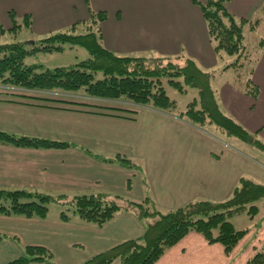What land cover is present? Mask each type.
<instances>
[{
	"label": "crops",
	"instance_id": "1",
	"mask_svg": "<svg viewBox=\"0 0 264 264\" xmlns=\"http://www.w3.org/2000/svg\"><path fill=\"white\" fill-rule=\"evenodd\" d=\"M225 1L238 21L259 22L250 31L258 32L264 25V0ZM89 5L86 0H0V19L10 28L11 13L16 21L28 15L33 30L42 28L46 36L88 20L90 8L106 12L108 18L101 23L106 49L122 57L154 55L193 60L203 72L214 75L211 87L221 112L264 145V48L251 76L259 89L255 98L245 91L238 70H224L235 57H227L229 62L220 65L224 58L215 52L201 8L192 0H89ZM74 10L76 15L82 13L81 20L73 22ZM231 72V78L224 80ZM212 81L219 82L213 85ZM184 111L176 108L171 114L148 107L131 115L0 97L1 132L70 144L62 149L0 144V191L59 192L69 197L117 195L138 203L150 198L158 209L169 212L196 201L224 202L233 195L241 178L264 184V162L208 139L203 128L179 117ZM239 141L242 143L238 145L259 151ZM123 157L136 167L123 165ZM131 213L134 217L119 213L97 237L111 242L142 236L146 227ZM0 224V234L15 235L11 238L18 237L20 244L23 242L14 234L19 229L15 224L24 227L22 236L33 234L28 238L29 245L46 243L42 241L47 239L48 225L42 220L0 215ZM87 225L84 230H96L95 225ZM260 232L252 242V254L263 246L264 225ZM247 236V240L252 238ZM243 256L247 255L234 251L231 256L221 244H209L202 234L191 232L156 264H242ZM2 261L0 264L10 260Z\"/></svg>",
	"mask_w": 264,
	"mask_h": 264
},
{
	"label": "trees",
	"instance_id": "2",
	"mask_svg": "<svg viewBox=\"0 0 264 264\" xmlns=\"http://www.w3.org/2000/svg\"><path fill=\"white\" fill-rule=\"evenodd\" d=\"M86 2L89 5V0ZM192 2L201 8L215 52L221 58L235 57L224 70H238L239 78H245V91L256 98L259 89L251 81V76L259 54L252 60L245 45V26L249 23L248 29L255 30L259 22L238 21L227 10L225 0ZM11 17L14 22L13 30L23 27L17 24L14 13H11ZM107 18L106 12L93 11L90 8L88 20L75 23L67 32L35 43L32 49L26 48L23 43L0 45V81L41 94H70L83 91L92 100L123 102L133 108L102 107L84 102L49 101L50 99L44 98L33 100L134 115L139 109L148 107L166 113H176V102L167 95L164 88L163 80L168 79V83L182 93L188 88H195L200 95L199 100L190 103L186 110L179 114L180 118L187 119L201 129L213 124L228 137L264 149L262 143L221 112L211 87L213 74L203 72L191 59L153 58L151 61V57H122L114 54L104 47L102 41L101 23ZM23 22L28 28L32 27L30 16H25ZM0 32H5L1 24ZM65 45L71 49L84 48L90 58L74 66L53 69L44 68L42 64L26 62L28 56L39 52H60L64 50ZM255 48L259 52L264 48V38ZM156 60H166L168 64L156 63ZM0 144L36 149H62L70 146L65 142L20 137L1 131ZM120 162L129 168L136 167L131 160L124 157ZM262 199L264 184L249 178H241L233 195L224 202L196 201L169 212L158 209L150 198L138 203L117 195L53 197L37 191L10 190L0 191V215L44 219L48 215L49 206L56 203L63 206L62 220L70 221V213L73 212L84 224L104 227L119 213L133 212L145 223V233L97 254L82 264H156L169 249L191 232L202 234L209 244H221L226 253L232 252L247 234V230H237L231 219L241 214L255 217L260 209L257 202ZM4 238L5 236L0 234V240ZM53 256L45 247L27 246L24 256L5 264H53ZM248 264H264V252H259Z\"/></svg>",
	"mask_w": 264,
	"mask_h": 264
},
{
	"label": "rangeland",
	"instance_id": "3",
	"mask_svg": "<svg viewBox=\"0 0 264 264\" xmlns=\"http://www.w3.org/2000/svg\"><path fill=\"white\" fill-rule=\"evenodd\" d=\"M92 6L94 5L93 2ZM79 7V5H77ZM75 11V10H74ZM74 18L73 22H76V20H81L83 18L82 13L72 17ZM24 17L17 19V24L22 25V28H16L15 30H11L10 28L14 27V22L11 24L10 28L7 26H4V22L0 19V23L5 28V32H0V45H6V44H13V43H23L26 48L32 49L34 47L35 43H39L40 41L59 33L67 32L69 27H65L64 29L55 30L54 33L44 35V31L42 28L34 29L28 28L24 25L23 22ZM67 21V19H64V23ZM69 21V19H68ZM264 26V25H263ZM262 26V27H263ZM260 27L258 32L250 31L249 23H246L245 26V45L247 46V50L250 52L252 60H255V58L258 57L259 51L256 50V46H258V43L263 40L264 38V29ZM262 28V29H261ZM10 29V30H9ZM81 30V29H80ZM79 32H77L78 34ZM82 34V33H80ZM84 34V33H83ZM145 57H151V61L153 58L159 59L160 57L154 56V55H146ZM90 58L89 53L82 47H75L71 49L69 46L65 45L63 51H53V52H39L34 55L28 56L26 58V62L28 64H42L44 68H62V67H70L74 66L82 61L88 60ZM164 59V58H163ZM229 58H224L223 61H220V65L223 66L224 63L229 62ZM156 63H163L164 65L168 64V61H160L156 60L154 61ZM178 64L180 62H177ZM183 64V62H182ZM181 64V65H182ZM250 65L248 64V69H250ZM247 70V69H246ZM232 72L230 74H227L223 77L224 80H228L231 78ZM217 79H220L218 77ZM164 88L167 92V95L176 102L178 110H186L188 105L192 102H194L196 99L199 100L200 95L197 89L195 88H188L186 92H181L174 88L172 85L168 83V79H164ZM245 82V78L243 80ZM213 82V81H212ZM213 82V85L218 83ZM0 97L9 99L10 100H33L34 98H44V99H50L49 101H73V102H84L89 103L92 105L102 106V107H118V108H133V106L129 105L128 103L123 102H108L103 100H92L89 97H87L84 92L80 91L78 93H70V94H62L60 92H54L51 94L45 93H34L19 87L11 86L9 84H5L2 81H0ZM29 97V98H25ZM203 133L208 134V139H212L217 144L228 145L230 148H234L242 152L244 155H246L249 158H254L258 160L259 162H264V149L252 150L249 149L248 146H240L238 144H241L238 139L236 138H229L228 136L222 134L214 126H210V124L206 125L202 129ZM14 134V133H11ZM16 135V134H14ZM17 136V135H16ZM204 136V135H203ZM22 137V136H20ZM193 141V140H192ZM199 141H202L199 138ZM227 147V148H228ZM261 150V151H260ZM250 151H255L259 153L262 156H257L259 154H251ZM262 157V158H261ZM46 194V193H45ZM47 195L53 196V197H59L63 195V193L59 192H53V193H47ZM127 199V198H126ZM131 200V199H128ZM142 203V201L140 202ZM257 205L259 206V213L251 218L248 214H241L238 216H235L231 219V222L235 226L237 230H247V234L244 236V238L238 243V245L234 248V253H239L240 255H247L243 256V263L242 264H248L259 252H264V242L263 246H261L255 254H252V242H254L259 234L261 235V227L264 225V199L257 202ZM63 206L60 204H51L49 206V212L46 218H28L29 220H42L44 223L48 225L47 229V239L43 240L42 242L46 241L44 245H41L45 248H47L49 251L52 252L53 256V264H82L86 262L87 260L91 259L92 257L96 256L97 254H100L118 244H121L125 241L123 239L119 241H101L100 238L97 236H101L103 233H105L106 227H95L96 230L93 231H86L84 230L85 226H88L87 224H84L76 214L73 212L71 214V220L70 221H64L61 219V213L64 211ZM121 213H128L134 217V215L131 212H121ZM123 214V215H124ZM4 217H12V218H25V217H19V216H5ZM136 218V216H135ZM137 221L138 218H136ZM140 222V221H139ZM63 223V224H62ZM141 225L144 227L146 226L144 222H140ZM82 225V226H80ZM1 226V224H0ZM16 227H19L16 231H14V234L19 235L22 238V242L20 244L19 238H11L15 237V235H8L7 233H2L5 238L3 240H0V262H3L2 260H10L7 261V263L12 262L21 256H24L25 249L27 246H34L29 245L28 242L29 237H34L33 234H30L28 238H26L24 235V227L20 224H15ZM80 226V227H79ZM252 237L250 240L245 239L246 236ZM122 236V235H121ZM247 236V237H248ZM118 239L120 238V233H118ZM10 241V242H9ZM127 241V240H126ZM7 244H13L12 247L8 246ZM28 244V245H27ZM39 246V245H38ZM259 247V246H258ZM232 251V252H233ZM232 252L229 253V255L232 256ZM22 254V255H20ZM250 257V258H248ZM242 260V258H241ZM114 264H117L115 262Z\"/></svg>",
	"mask_w": 264,
	"mask_h": 264
}]
</instances>
